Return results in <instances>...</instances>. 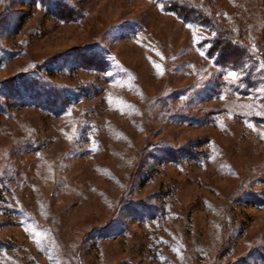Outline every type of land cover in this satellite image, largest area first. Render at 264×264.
Wrapping results in <instances>:
<instances>
[{
	"label": "rangeland",
	"instance_id": "rangeland-1",
	"mask_svg": "<svg viewBox=\"0 0 264 264\" xmlns=\"http://www.w3.org/2000/svg\"><path fill=\"white\" fill-rule=\"evenodd\" d=\"M175 1L0 0V264H264V0Z\"/></svg>",
	"mask_w": 264,
	"mask_h": 264
},
{
	"label": "trees",
	"instance_id": "trees-1",
	"mask_svg": "<svg viewBox=\"0 0 264 264\" xmlns=\"http://www.w3.org/2000/svg\"><path fill=\"white\" fill-rule=\"evenodd\" d=\"M65 5L62 6V9ZM59 7H55L57 10ZM172 11L175 12L176 15H178L181 19L187 20V21H193L194 23H200L205 25L208 29H211L215 32V35L208 40V49L210 55L216 59L222 66L229 67L231 64H236V66H239L240 63L243 62V58L245 57L246 49L242 46H239L234 39H232L231 35L227 33L226 31L220 29L216 23L209 18L205 12H203L200 8H196L193 6L190 2L184 1V0H176L173 3V6L170 5L168 7ZM61 11V10H60ZM67 11V9H66ZM68 13V12H67ZM19 80H21L23 83L20 84L23 89H25L27 86L31 87L33 90V84L30 82H37V79L34 78H26L25 75H22L18 77ZM5 84V83H4ZM11 84V83H10ZM8 85V84H7ZM31 85V86H30ZM9 89L6 94L8 96H12L17 93H19L18 88ZM16 89V90H14ZM35 94L38 95V98L42 95L45 96V101L48 103H52L54 99H57L56 101L60 100L61 103H64L66 101V97L60 96L59 94H55L54 92L50 93L46 90L42 92H39L38 89L34 90ZM5 94V95H6ZM62 99V100H61ZM54 103L53 105H55Z\"/></svg>",
	"mask_w": 264,
	"mask_h": 264
}]
</instances>
